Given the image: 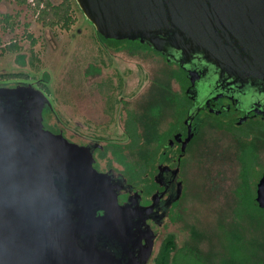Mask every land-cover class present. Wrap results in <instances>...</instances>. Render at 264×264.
Listing matches in <instances>:
<instances>
[{
  "label": "water",
  "instance_id": "95a60500",
  "mask_svg": "<svg viewBox=\"0 0 264 264\" xmlns=\"http://www.w3.org/2000/svg\"><path fill=\"white\" fill-rule=\"evenodd\" d=\"M75 2L106 40L200 55L222 72L264 81V0ZM48 105L30 85L0 87V264H146L155 235L133 241L144 221L122 210L88 147L45 127ZM255 202L264 208V177Z\"/></svg>",
  "mask_w": 264,
  "mask_h": 264
},
{
  "label": "rangeland",
  "instance_id": "374dc122",
  "mask_svg": "<svg viewBox=\"0 0 264 264\" xmlns=\"http://www.w3.org/2000/svg\"><path fill=\"white\" fill-rule=\"evenodd\" d=\"M48 1L56 5L62 0ZM71 2L72 22L64 29L38 22L32 0L0 1V73L28 75L25 84L8 81L1 86L38 89L37 82L48 74L46 89H40L49 103L48 125L74 143H124L127 112H148L158 104L155 85L176 76V67L133 43L124 42L116 51V43L103 42L75 0ZM9 44L21 48L24 67L15 62L16 53L5 49ZM202 134L206 145L190 158L187 196L181 211H173L158 229L154 255L171 236L177 248L194 249L204 264H252L264 251V219L251 214L255 183L264 171V148L256 147L254 170H245L242 181L243 165L231 140L212 130ZM113 157L121 163L130 159ZM232 247L245 257L232 255Z\"/></svg>",
  "mask_w": 264,
  "mask_h": 264
},
{
  "label": "flooded vegetation",
  "instance_id": "af4514ba",
  "mask_svg": "<svg viewBox=\"0 0 264 264\" xmlns=\"http://www.w3.org/2000/svg\"><path fill=\"white\" fill-rule=\"evenodd\" d=\"M129 41L134 43V48L145 49L167 65L176 67V76L173 74L170 80L163 79L155 85L158 104L148 112L134 113L138 137L131 150L126 148L130 140L125 138L129 112L125 115L122 122L125 142L114 144L130 159L124 163L113 160L115 145L111 143L101 144L91 139L76 144L89 148L93 167L107 175L122 210L137 211L134 221H144L134 233L133 241L141 238V243L145 244L152 233L155 235L151 256L146 262L152 264L160 235L158 229L173 211H181L187 196L190 158L197 150H204L206 144L201 137L204 130H212L231 140L238 149L240 162L243 164L244 158H248L250 165H255V155L259 152L256 147L262 144L264 148V81L222 72L200 55L187 60L140 40ZM139 43H144L145 47ZM60 133L65 137L61 130ZM263 177L264 171L255 183L254 200ZM243 180L246 177L243 176ZM251 214L255 219H264V212L251 211ZM105 245L101 242L100 247ZM113 246L107 245V248L120 256V248ZM236 252L237 248L232 247V255ZM131 253L138 257L140 246ZM256 259L252 264L264 262L263 250Z\"/></svg>",
  "mask_w": 264,
  "mask_h": 264
},
{
  "label": "trees",
  "instance_id": "16d2710c",
  "mask_svg": "<svg viewBox=\"0 0 264 264\" xmlns=\"http://www.w3.org/2000/svg\"><path fill=\"white\" fill-rule=\"evenodd\" d=\"M1 1V0H0ZM19 4H24L26 3L27 0H17ZM34 3V6L37 8V21L40 22L42 25L46 27H54L61 25L64 29H68L69 25L72 22L71 18V10H72V2L71 0H62L60 3L54 5L50 3L48 0H32ZM99 35V34H98ZM30 37V36H28ZM100 39L103 42H114L116 43L114 48L116 51H120L121 46L124 42H127L129 44L133 43L132 41L129 40H106L103 37L99 35ZM31 38V37H30ZM34 40L31 38V46L34 45ZM134 44V43H133ZM140 46L145 47L144 43H139ZM7 51L16 53L15 55V62L21 66L24 67L26 64V57L21 54L20 50L21 48L18 47L16 44H9L5 47ZM28 75H24L22 73H0V86L8 81H16L17 83L20 84H25L24 82L28 80ZM49 81L48 74L43 75V79L39 82H37V88L40 90L46 89V84ZM27 84V83H26ZM43 116H44V125L45 127H48L55 131V129L51 126H47V120L50 116V109L48 106L45 107L43 111ZM134 112H129L128 113V120H127V125H126V136L130 141H128L127 144V149L131 150L134 144H136V140L138 137L137 130L134 126ZM114 154H121L118 148V145L114 146ZM248 158H244L243 161V169H244V174L243 176L247 175L245 173V170H248L249 168H253L252 165H250V161H248ZM254 201V211L257 212L259 211L264 212V209H260L258 205L256 204L255 200ZM174 252L173 256H170V253ZM239 248H237L236 255L240 257H245L244 255H239ZM204 264L203 260L199 257V255L195 252L194 249H181L177 248L176 244L173 240V237L169 236L165 239L163 242L161 248L159 249V252L154 259L153 264ZM254 264H264V262H255Z\"/></svg>",
  "mask_w": 264,
  "mask_h": 264
}]
</instances>
